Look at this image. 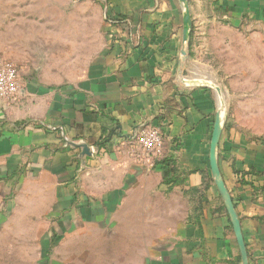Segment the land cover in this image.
I'll use <instances>...</instances> for the list:
<instances>
[{
  "label": "crops",
  "instance_id": "0c3cea01",
  "mask_svg": "<svg viewBox=\"0 0 264 264\" xmlns=\"http://www.w3.org/2000/svg\"><path fill=\"white\" fill-rule=\"evenodd\" d=\"M195 1L185 57L179 0H0L23 85L0 99V196L51 219L57 264H243L237 225L264 264V0ZM145 125L155 164L127 137Z\"/></svg>",
  "mask_w": 264,
  "mask_h": 264
},
{
  "label": "rangeland",
  "instance_id": "374dc122",
  "mask_svg": "<svg viewBox=\"0 0 264 264\" xmlns=\"http://www.w3.org/2000/svg\"><path fill=\"white\" fill-rule=\"evenodd\" d=\"M179 1L183 8L184 4L189 7L187 14L191 20L184 50L187 57L191 52V37L197 31L191 19L190 4L197 1ZM16 190L15 186L6 195L3 192L0 196V264H57L58 257H61L57 243L61 242L62 235L49 234L53 226L49 218L31 223V220L13 213L12 200L16 198Z\"/></svg>",
  "mask_w": 264,
  "mask_h": 264
},
{
  "label": "built area",
  "instance_id": "2783aa9c",
  "mask_svg": "<svg viewBox=\"0 0 264 264\" xmlns=\"http://www.w3.org/2000/svg\"><path fill=\"white\" fill-rule=\"evenodd\" d=\"M22 92L23 85L19 68L12 62L0 60V99L10 104L18 100ZM127 137L144 161L155 164L161 159L165 137L158 126H142ZM91 148L92 155H94L95 146Z\"/></svg>",
  "mask_w": 264,
  "mask_h": 264
},
{
  "label": "water",
  "instance_id": "95a60500",
  "mask_svg": "<svg viewBox=\"0 0 264 264\" xmlns=\"http://www.w3.org/2000/svg\"><path fill=\"white\" fill-rule=\"evenodd\" d=\"M184 6H185L184 8H185V26H186V34L185 35L187 36L188 31L191 30V20H190V15L187 14V10H189V7L185 4H184ZM186 36H185V42H186ZM184 56L186 57L185 52H184ZM89 155H92V148L91 147L89 148ZM236 229H237V235L239 237V241L241 244L242 263L243 264H249V258H248V255L246 253V250L244 248V243H243L240 227L237 225Z\"/></svg>",
  "mask_w": 264,
  "mask_h": 264
},
{
  "label": "trees",
  "instance_id": "16d2710c",
  "mask_svg": "<svg viewBox=\"0 0 264 264\" xmlns=\"http://www.w3.org/2000/svg\"><path fill=\"white\" fill-rule=\"evenodd\" d=\"M166 160H162L161 163H165Z\"/></svg>",
  "mask_w": 264,
  "mask_h": 264
}]
</instances>
